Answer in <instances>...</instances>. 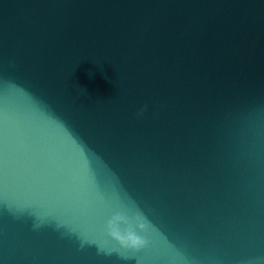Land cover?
Instances as JSON below:
<instances>
[{"label": "water", "instance_id": "obj_1", "mask_svg": "<svg viewBox=\"0 0 264 264\" xmlns=\"http://www.w3.org/2000/svg\"><path fill=\"white\" fill-rule=\"evenodd\" d=\"M0 264H264V0H0Z\"/></svg>", "mask_w": 264, "mask_h": 264}, {"label": "clouds", "instance_id": "obj_2", "mask_svg": "<svg viewBox=\"0 0 264 264\" xmlns=\"http://www.w3.org/2000/svg\"><path fill=\"white\" fill-rule=\"evenodd\" d=\"M139 116L143 115V110L138 113ZM124 226L123 228L121 226ZM140 231L146 230L144 218L140 215L135 217V222L131 221L123 214L114 215L107 223L106 230L108 235L118 242L121 249L139 250L146 245V241L137 234L136 229Z\"/></svg>", "mask_w": 264, "mask_h": 264}]
</instances>
